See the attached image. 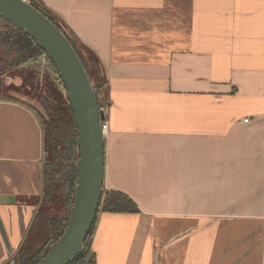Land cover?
Here are the masks:
<instances>
[{
	"label": "crops",
	"instance_id": "crops-1",
	"mask_svg": "<svg viewBox=\"0 0 264 264\" xmlns=\"http://www.w3.org/2000/svg\"><path fill=\"white\" fill-rule=\"evenodd\" d=\"M110 85L96 264H264V0H36ZM245 119H250L245 122ZM44 134L0 97V264L40 208Z\"/></svg>",
	"mask_w": 264,
	"mask_h": 264
},
{
	"label": "water",
	"instance_id": "water-1",
	"mask_svg": "<svg viewBox=\"0 0 264 264\" xmlns=\"http://www.w3.org/2000/svg\"><path fill=\"white\" fill-rule=\"evenodd\" d=\"M0 17L30 36L54 63L74 109L78 127L75 199L62 235L37 264H69L83 254L96 223L104 190L106 109L99 107L93 83L65 33L29 0H0ZM4 241L10 243L0 218ZM11 264H15L13 259Z\"/></svg>",
	"mask_w": 264,
	"mask_h": 264
},
{
	"label": "trees",
	"instance_id": "trees-1",
	"mask_svg": "<svg viewBox=\"0 0 264 264\" xmlns=\"http://www.w3.org/2000/svg\"><path fill=\"white\" fill-rule=\"evenodd\" d=\"M29 1L65 33L83 61L90 77L88 59L83 46L72 39L66 31L67 27L63 25L57 15L43 9L36 0ZM0 19L4 20L1 17ZM7 22L13 26L9 21ZM16 29L21 33V37L18 39L19 46L25 51L19 60L34 59L40 55L39 51L43 52L30 36L21 29ZM93 86L98 101V91L103 86L95 84ZM0 97L13 99L2 92H0ZM42 104L45 106L48 115L46 117L44 114H38L44 134L43 192L39 197L40 208L35 215L33 224L26 232L20 250L13 256L15 264H37L45 256L52 243L62 235L74 203L75 186L79 177L76 166L79 158L76 141L78 127L74 120L72 104L66 97L57 99L54 95L42 98ZM99 107L102 106L99 105ZM104 190L99 212L134 213L139 211L137 204L127 194L116 190ZM94 226L85 242L83 254L69 264H96L95 254L89 249Z\"/></svg>",
	"mask_w": 264,
	"mask_h": 264
},
{
	"label": "rangeland",
	"instance_id": "rangeland-1",
	"mask_svg": "<svg viewBox=\"0 0 264 264\" xmlns=\"http://www.w3.org/2000/svg\"><path fill=\"white\" fill-rule=\"evenodd\" d=\"M43 9L46 8L43 7ZM63 25L66 26L64 23ZM66 31L79 44L68 27ZM20 37L21 33L15 27L11 26L7 21L0 19V92L6 94L9 98L24 102L36 112L38 117L39 113L48 117L47 110L42 104V98L48 95H54L57 99L66 97L65 86L60 81L58 71L52 60L44 51H39L40 55L34 59L24 58L23 60H19L21 54H25L23 53L25 51L21 49L18 43ZM85 51L93 85L103 86L98 91V101L99 105L106 109V120L104 123H107L108 127L106 132L103 131L106 136L109 131L107 109L111 101L109 96L110 85L103 67L96 62L95 56L90 54L86 49ZM89 249L91 250V242ZM13 259L14 257L6 264H11Z\"/></svg>",
	"mask_w": 264,
	"mask_h": 264
},
{
	"label": "built area",
	"instance_id": "built-area-1",
	"mask_svg": "<svg viewBox=\"0 0 264 264\" xmlns=\"http://www.w3.org/2000/svg\"><path fill=\"white\" fill-rule=\"evenodd\" d=\"M249 120H250V119H245L244 121H245V122H249ZM103 123H104V122H103ZM102 126H103V131L106 132L107 127H108L107 123H104Z\"/></svg>",
	"mask_w": 264,
	"mask_h": 264
}]
</instances>
